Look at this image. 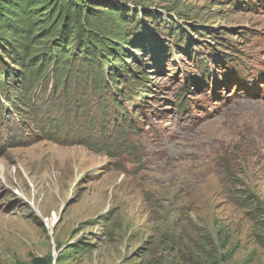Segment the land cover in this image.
Instances as JSON below:
<instances>
[{
  "label": "rangeland",
  "instance_id": "rangeland-1",
  "mask_svg": "<svg viewBox=\"0 0 264 264\" xmlns=\"http://www.w3.org/2000/svg\"><path fill=\"white\" fill-rule=\"evenodd\" d=\"M95 1L166 50L129 47L135 105L88 74L41 81L27 117L1 96L0 264H264V0Z\"/></svg>",
  "mask_w": 264,
  "mask_h": 264
},
{
  "label": "trees",
  "instance_id": "trees-1",
  "mask_svg": "<svg viewBox=\"0 0 264 264\" xmlns=\"http://www.w3.org/2000/svg\"><path fill=\"white\" fill-rule=\"evenodd\" d=\"M100 6L104 7L95 0H0V49L14 66L20 67L16 70L8 68L2 59L6 69L3 70V67L0 72V104L4 94L8 107L12 111L21 110L27 117L31 114L30 97L38 84L50 78L55 81L52 88L57 91L61 82L60 91L64 92L68 87L66 84L72 79L69 73L74 76L88 74L90 77L84 80V84H89L94 93H120L119 85L122 84L127 89L125 97L132 100V105L141 101L148 87L143 83V77L138 76L139 71H132L126 62L128 57L135 58L129 47L134 45V48L146 51L153 44L163 51L166 47L157 38L150 41L144 38L140 44L127 40L122 7L96 9ZM149 17L160 19L154 13H149ZM136 26L141 29L140 25ZM172 28L170 34L180 42L184 32L178 26ZM185 52L192 50L190 48ZM130 82L132 86L127 87ZM117 93H114V107L123 118V115L127 116V110L115 97ZM102 100L107 98L101 97L100 102ZM101 104L106 105L105 102ZM239 201L243 208L253 207L252 201L244 195ZM259 208L255 207L256 217L260 220V227L264 228V211ZM226 260L205 257L189 264H221ZM30 264H50V259L37 257Z\"/></svg>",
  "mask_w": 264,
  "mask_h": 264
}]
</instances>
